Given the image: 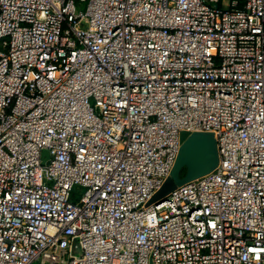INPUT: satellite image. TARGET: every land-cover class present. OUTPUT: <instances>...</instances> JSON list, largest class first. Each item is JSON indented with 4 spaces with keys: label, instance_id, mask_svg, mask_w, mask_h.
<instances>
[{
    "label": "built area",
    "instance_id": "built-area-1",
    "mask_svg": "<svg viewBox=\"0 0 264 264\" xmlns=\"http://www.w3.org/2000/svg\"><path fill=\"white\" fill-rule=\"evenodd\" d=\"M0 264H264V0H0Z\"/></svg>",
    "mask_w": 264,
    "mask_h": 264
},
{
    "label": "water",
    "instance_id": "water-1",
    "mask_svg": "<svg viewBox=\"0 0 264 264\" xmlns=\"http://www.w3.org/2000/svg\"><path fill=\"white\" fill-rule=\"evenodd\" d=\"M181 146L173 167L161 187L147 205L158 204L183 184L212 172L218 165L219 155L213 134L194 132L180 134ZM49 152L42 151V164L48 165ZM184 174L182 175V171Z\"/></svg>",
    "mask_w": 264,
    "mask_h": 264
},
{
    "label": "trees",
    "instance_id": "trees-1",
    "mask_svg": "<svg viewBox=\"0 0 264 264\" xmlns=\"http://www.w3.org/2000/svg\"><path fill=\"white\" fill-rule=\"evenodd\" d=\"M184 174V170L182 171V175Z\"/></svg>",
    "mask_w": 264,
    "mask_h": 264
},
{
    "label": "rangeland",
    "instance_id": "rangeland-1",
    "mask_svg": "<svg viewBox=\"0 0 264 264\" xmlns=\"http://www.w3.org/2000/svg\"><path fill=\"white\" fill-rule=\"evenodd\" d=\"M81 8V7H80ZM82 9V8H81Z\"/></svg>",
    "mask_w": 264,
    "mask_h": 264
}]
</instances>
